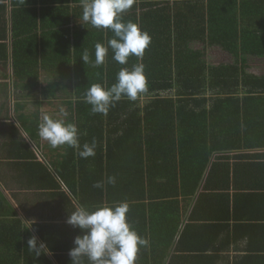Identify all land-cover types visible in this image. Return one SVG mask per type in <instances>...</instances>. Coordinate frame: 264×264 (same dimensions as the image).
<instances>
[{
	"label": "trees",
	"instance_id": "16d2710c",
	"mask_svg": "<svg viewBox=\"0 0 264 264\" xmlns=\"http://www.w3.org/2000/svg\"><path fill=\"white\" fill-rule=\"evenodd\" d=\"M6 1L16 83L32 97L37 76L48 75L41 99L53 100L49 115L61 118L64 109L81 146L96 147L85 159L67 145L53 148L32 137L53 173H44L53 187L42 189L59 197L57 208L53 201L41 205L40 223L32 225L50 253L32 255L30 234L0 189V264H70L81 232L66 223L68 213L120 202L129 205L132 228L149 241L135 264H264V72L249 65L251 57L264 61L262 18L238 12L233 0H134L122 20L150 35L144 56L121 65L109 48L94 67L80 57L87 50L94 61L95 45L107 46L113 32L82 21V0ZM212 47L229 61L210 63ZM139 63L147 91L135 100L122 97L106 115L93 114L87 89L111 87L121 68ZM16 145L15 159L37 158L24 139ZM48 210L54 215L46 220ZM244 238L245 254L231 257L230 248Z\"/></svg>",
	"mask_w": 264,
	"mask_h": 264
},
{
	"label": "clouds",
	"instance_id": "9594fccd",
	"mask_svg": "<svg viewBox=\"0 0 264 264\" xmlns=\"http://www.w3.org/2000/svg\"><path fill=\"white\" fill-rule=\"evenodd\" d=\"M133 3L134 0H82V21L96 29H109L113 32V38L108 40L107 46L101 43L95 45L94 61L87 50L83 52L80 58L84 64L92 63L94 67L102 65L109 48L114 54L113 59L121 65L127 64L130 56H144L151 43L150 35L142 31L137 24L122 20V14L129 10ZM146 91L144 65L139 63L133 65L131 70L121 68L117 73L116 83L111 87L92 84L84 99L91 105L93 114L106 115L122 97L135 100L139 94ZM59 116L61 118L44 114L39 124V136L53 148L67 145L76 149L81 158L94 156L95 142L81 146L78 127L66 120L68 113L61 108ZM115 182V177H108L107 183ZM93 187L102 188L103 183L96 182ZM128 211V203L120 202L98 205L94 210L79 205L68 213L66 223L81 232L74 238V247L68 252L70 264H85V261L87 264H135L140 248L147 247L149 241L132 228L127 220ZM32 223L34 221H31L30 226ZM27 248L37 257L50 253L46 242L41 241L38 244L36 236L28 239Z\"/></svg>",
	"mask_w": 264,
	"mask_h": 264
},
{
	"label": "crops",
	"instance_id": "0c3cea01",
	"mask_svg": "<svg viewBox=\"0 0 264 264\" xmlns=\"http://www.w3.org/2000/svg\"><path fill=\"white\" fill-rule=\"evenodd\" d=\"M233 1H235V9L238 8V12L245 8L247 16H253L257 21L262 18V21H264V0ZM231 9L233 10V8ZM232 10L230 12H233ZM10 18L11 6L6 0L0 1V189L8 202L14 204L17 208L13 214V219L19 220L24 225V229L28 231L30 237L36 236L39 244L41 241L44 242V239L40 237L39 228L32 225L40 223L41 205L53 201L55 207H59V197L54 194L57 191L54 192L49 187H46L47 190L42 189L43 184H51L52 186L51 181L44 176V173H51L50 170L52 169L49 163L40 162L42 159H39L38 156L42 152L37 149L42 151V148H36L35 141L32 139L36 134L39 135L38 126L42 116L44 114L49 115L47 104L49 106L53 101L42 100V95L40 96L38 91L43 92V87L49 85L51 81L48 79V75L41 72V75L37 76L39 89L31 94L32 97L29 96L30 93L27 88L24 89L22 85L19 86L16 83L15 80L17 79L11 64ZM240 18L238 17V19ZM217 55L226 57V59L230 58V55L218 47L207 49V59L210 63H220L211 60ZM249 59V65L255 73L264 72L263 60L253 57ZM22 81L27 82L25 77H22ZM50 115H53L52 111H50ZM21 139H24L26 146L31 149L33 155L37 158L24 162L14 158L16 150L19 149L16 142H20ZM47 212L45 214L46 220L52 219L54 213L51 210ZM60 212L62 213L61 210ZM31 221H34V223L30 226ZM146 231L147 233L150 232L149 227ZM160 233L163 234L161 231ZM247 240L246 238L241 239L236 247L230 248L232 249L229 252L230 256L245 254L244 250L246 251L249 247ZM176 241H178V238H176Z\"/></svg>",
	"mask_w": 264,
	"mask_h": 264
},
{
	"label": "rangeland",
	"instance_id": "374dc122",
	"mask_svg": "<svg viewBox=\"0 0 264 264\" xmlns=\"http://www.w3.org/2000/svg\"><path fill=\"white\" fill-rule=\"evenodd\" d=\"M212 55H213V54H212ZM211 60H212V62H216V63H217V62H220V63H221V62H223V61H229V58L226 59V57H220V56L217 55V56H214L213 59H211ZM42 93H43V92H42L41 90L38 91V94H39L40 96L42 95ZM60 103H61V102H60Z\"/></svg>",
	"mask_w": 264,
	"mask_h": 264
}]
</instances>
